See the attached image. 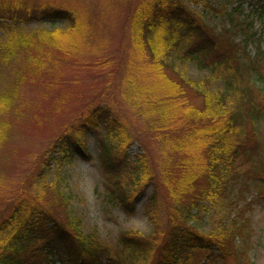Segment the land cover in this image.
I'll use <instances>...</instances> for the list:
<instances>
[{
  "label": "rangeland",
  "instance_id": "rangeland-1",
  "mask_svg": "<svg viewBox=\"0 0 264 264\" xmlns=\"http://www.w3.org/2000/svg\"><path fill=\"white\" fill-rule=\"evenodd\" d=\"M11 1L15 2L14 5L7 4L10 8L28 9V12L37 15L49 8L65 9L72 13L81 26L75 31H65L67 21L59 19L19 23L18 27L23 31H36V39L38 35L55 31L66 41L64 51L45 45L41 54L39 49L36 52L35 47H29L30 59L41 62L42 67L33 66L23 57L0 62V92L4 89L9 95L14 94L11 110L1 117V121L8 122L12 135L9 134L8 142L0 146V196L11 197L18 194L19 187L25 186L26 189L48 163L50 171L45 181L51 187L55 184L59 187V174L63 175L60 188L72 193L71 214L81 219L83 237L90 235L94 246L107 247L117 255L121 264H147L150 257L147 258L149 251L144 242L149 240V243H158L167 228L166 188L162 184L157 189L151 184L140 188L141 184L129 171L136 155L143 154L149 172L157 178L160 151L158 140L150 130L144 128L145 122L131 112L128 104L118 96L116 90L120 78L122 73L126 77L132 76L137 86L144 87L143 90L141 88V94L139 91H134V94H139L142 99L150 98L155 108L161 104L169 111V118L173 122L177 118H184L185 112L189 110L187 108H200L204 103L203 93L214 94L223 90L220 72L212 73L209 68L199 69L195 63L179 60L173 55V60H170L173 64L164 69V74L168 82L176 86L179 84L184 93L177 95V90L174 93L167 91L169 83L161 81L153 71L145 68L149 67L146 64L152 63L149 52L153 47L156 48L155 44L145 42L142 53L133 46L137 31L133 30L131 20L140 0ZM182 1L200 15L199 20L205 28L214 26L223 47L229 36L238 45V62H234V65L255 58L259 50L264 51V0H211L197 4ZM223 11H233L232 20L222 14ZM32 43L45 44L36 40ZM239 52L243 60L239 58ZM109 73L113 76V84L105 101L110 103L113 115L126 125L131 144L123 151L120 139L106 137L102 127L85 137L87 159L74 155L72 160H64L60 169L54 168L53 162L47 159L48 146L62 134L68 123H73L85 106L103 100L97 98L108 94V91L103 93L100 90L105 86ZM187 81L191 83L189 86L192 89L187 86ZM163 100L172 103L168 105ZM181 107L183 111L179 110ZM248 127L252 128L250 122ZM255 130L256 136H252V131L248 130L251 135L248 145L251 149V146L258 144V152L253 155L252 161L244 164V175L238 178L233 187L232 192L238 198L236 202L233 199L232 211H228L230 216L220 212L214 219L213 215L205 213L197 224L202 232H209L217 220L227 224L233 218L239 225L242 224L243 232L234 241L237 252L223 261L218 257L220 252L217 246L212 245L210 251L204 248L192 250L186 264H264V114ZM102 137H106L109 158L114 165L116 162L119 164L118 167L113 165L112 178L114 181L116 177L120 179L122 194L133 195L132 214H126L105 198L108 174H105L99 155ZM123 164H128L129 170ZM154 190L160 193L158 202L149 209L148 199ZM59 207L57 204L53 209L60 213L62 210ZM225 224L221 225L226 227ZM123 233L133 235L140 248L129 250L122 247L119 238ZM38 247L51 248L48 256L54 264H68L69 252L64 244L45 239L38 242Z\"/></svg>",
  "mask_w": 264,
  "mask_h": 264
},
{
  "label": "trees",
  "instance_id": "trees-1",
  "mask_svg": "<svg viewBox=\"0 0 264 264\" xmlns=\"http://www.w3.org/2000/svg\"><path fill=\"white\" fill-rule=\"evenodd\" d=\"M187 1L197 4L211 0ZM14 2L0 0L2 63L8 62L9 58L23 57L33 66L42 67L41 62L30 59L29 47H35L36 52L39 49L41 54L45 45L64 51L66 41L55 31L38 35L36 39V31H23L18 27L19 23L59 19L67 21L65 31H75L81 26L65 9L49 8L37 15L28 12V9L10 8L9 5H14ZM232 12L223 11L222 14L232 20ZM199 17L182 0H140L131 20L133 30L137 31L133 46L142 53L145 42L155 44L156 48L149 52L152 63L146 64L149 67L145 68L153 71L161 81H167L169 92L177 90V95L184 93L179 84H171L164 74V69L173 64L170 60L174 56L195 63L199 69L209 68L212 73L220 72L223 90L214 94L203 93L204 103L200 108H187L189 110L184 118H177L173 122L169 118V111L161 104L155 108L153 100L138 96L144 87L137 86L132 76L126 77L122 73L116 90L130 111L145 122L144 128L153 133L160 151L157 178L149 172L143 154L136 155L134 163H130L133 164L130 170L127 167L129 163L126 166L123 164L135 175L140 188L147 184L156 189L162 184L166 188L167 228L158 243L152 240V243L149 240L144 242L149 251L147 258L150 257L147 264H186L192 250L204 248L210 251L212 245L217 246L220 252L218 257L225 261L237 252L234 241L243 232V225L233 218L227 224L217 220L209 232H202L197 224L205 213H210L215 219L220 212L228 214V211H232L233 199L238 198L232 192L233 187L243 174L244 164L252 161L253 155L258 152V144L249 148L251 135L248 130L252 131V136H256L255 127L264 114V51L259 50L255 58L234 65V62H238V45L229 36L223 47L214 26L205 28ZM142 36L144 40H140ZM33 40L45 44H33ZM239 58L242 59L240 52ZM108 75L105 86L100 90L103 93L108 91V94L97 98L103 100L85 106L73 123H68L62 134L48 146L47 159L53 162L54 168L60 169L64 160L70 161L74 155L87 159L85 137L102 127L106 137L120 139L123 151L131 144L126 125L113 115L110 103L105 101L113 84L112 74ZM187 83L192 89L189 86L191 83ZM134 91H139V94H134ZM13 101L14 94L9 95L4 89L0 92V146L9 139V134L12 135L8 122L1 121V117L11 110ZM163 101L168 105L172 103ZM179 110L183 111L182 107ZM249 122L252 128L248 127ZM106 137L99 141L101 165L105 174L111 176L107 175L105 198L126 214H132L133 195L122 194L120 179L116 177L114 181L112 178L114 163L106 152ZM114 166L118 167L119 164L116 162ZM49 171L47 163L26 189L25 186L19 187L18 194L11 197L0 196V264H54L49 258L51 248L38 247V242L45 239L64 244L69 252L68 264H121L117 255L107 247L94 246L90 235L83 237L81 219L71 214L72 193L60 188L63 175L59 174L57 183L60 186L55 184L51 187L45 181ZM159 194L154 190L149 197V209L156 206ZM57 204L62 210L60 213L53 209ZM135 239L133 235L125 233L119 238V244L129 250H137L140 247Z\"/></svg>",
  "mask_w": 264,
  "mask_h": 264
}]
</instances>
